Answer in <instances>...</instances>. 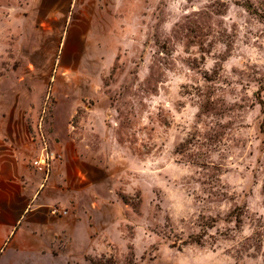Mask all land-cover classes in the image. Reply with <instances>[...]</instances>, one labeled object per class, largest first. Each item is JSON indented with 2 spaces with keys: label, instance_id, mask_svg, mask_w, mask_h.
<instances>
[{
  "label": "rangeland",
  "instance_id": "374dc122",
  "mask_svg": "<svg viewBox=\"0 0 264 264\" xmlns=\"http://www.w3.org/2000/svg\"><path fill=\"white\" fill-rule=\"evenodd\" d=\"M54 10L0 0V109L15 148L43 119L54 164L86 173L71 264H264V0Z\"/></svg>",
  "mask_w": 264,
  "mask_h": 264
},
{
  "label": "crops",
  "instance_id": "0c3cea01",
  "mask_svg": "<svg viewBox=\"0 0 264 264\" xmlns=\"http://www.w3.org/2000/svg\"><path fill=\"white\" fill-rule=\"evenodd\" d=\"M31 2L55 9L46 14L55 20L60 18L56 9L72 0ZM4 98L0 97V104L11 108L12 103L4 102ZM15 115L13 110L0 109V264H71L69 252L82 221L89 225L88 236L93 228L88 221L94 215V205L83 207L79 200V192L89 185L86 173L83 170L80 174L81 167L67 160L54 164L50 179L44 183L43 175L32 166L41 147L28 153L10 143L3 120ZM54 205L68 213L52 214Z\"/></svg>",
  "mask_w": 264,
  "mask_h": 264
},
{
  "label": "built area",
  "instance_id": "2783aa9c",
  "mask_svg": "<svg viewBox=\"0 0 264 264\" xmlns=\"http://www.w3.org/2000/svg\"><path fill=\"white\" fill-rule=\"evenodd\" d=\"M44 126L45 124H43L42 119L35 130V134L38 136L41 143V152L35 159H33L32 166L37 172L43 175V182L46 183L50 179L53 165L60 155L49 149L45 134L46 132L43 130ZM51 213L54 215H66L68 210L59 205H54L51 207Z\"/></svg>",
  "mask_w": 264,
  "mask_h": 264
},
{
  "label": "trees",
  "instance_id": "16d2710c",
  "mask_svg": "<svg viewBox=\"0 0 264 264\" xmlns=\"http://www.w3.org/2000/svg\"><path fill=\"white\" fill-rule=\"evenodd\" d=\"M245 7L252 13L256 12V10L254 9V7H253V5L251 3L245 4ZM246 241L249 244V246H252V247L258 248V249H262V247L264 245V225L262 227L258 228L254 232V234L249 236L246 239ZM88 259L90 260V262L92 264H102V262L98 258L90 257Z\"/></svg>",
  "mask_w": 264,
  "mask_h": 264
}]
</instances>
